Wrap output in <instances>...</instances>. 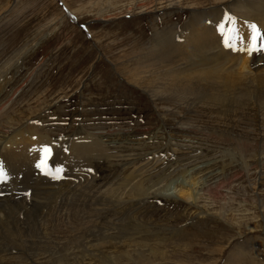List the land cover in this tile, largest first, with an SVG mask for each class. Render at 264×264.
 <instances>
[{
  "label": "rangeland",
  "instance_id": "1",
  "mask_svg": "<svg viewBox=\"0 0 264 264\" xmlns=\"http://www.w3.org/2000/svg\"><path fill=\"white\" fill-rule=\"evenodd\" d=\"M238 1L0 0V119L7 122L0 127V142L30 125L58 142L60 136L98 137L117 157L72 166L73 180L67 164L62 168L67 178L59 182L41 180L37 170L29 186L92 185L86 198L92 202L103 190L125 188V179L139 169L133 184L142 193L124 189L126 203L118 210L106 202V211L86 233L89 252L81 248L68 264H225L233 253L243 255L239 264H264V115L256 103L225 113L194 103L188 116V104L151 98L132 75L157 35L176 27L178 37L194 14L217 26L219 17L210 13L215 9L230 11L226 20L241 19L231 13ZM234 54L230 59L241 55L238 48ZM257 56H246L250 70L259 56L264 60ZM56 147L48 146L53 158ZM59 147L66 152V146ZM195 181L196 206L176 193L182 182L189 189ZM8 182L0 192L14 188ZM17 188L33 202V189ZM131 211L132 238L123 232ZM106 256L115 257L108 263Z\"/></svg>",
  "mask_w": 264,
  "mask_h": 264
},
{
  "label": "bare ground",
  "instance_id": "2",
  "mask_svg": "<svg viewBox=\"0 0 264 264\" xmlns=\"http://www.w3.org/2000/svg\"><path fill=\"white\" fill-rule=\"evenodd\" d=\"M220 11L221 9L210 11L213 16L219 17L218 24L226 21L224 16L226 12H230ZM232 11L231 13L237 14L241 19L250 20L251 24L254 22L257 26L261 25L262 29L258 27L260 31H264V0L238 1ZM178 30L173 27L171 33L155 37L156 41L152 48L147 50L148 54L139 64L137 73L132 74L133 81L138 86L155 100L185 102L189 105L188 116L195 112L191 106L194 103L200 105L204 102L209 103L219 107L225 113L238 105H248L249 101H253L250 104L256 103L258 110L264 115V60L261 61L259 56L260 59L253 62L254 69L250 70L248 66L250 61L246 58L249 54L247 48L251 28L248 33V44H245L241 51L238 48L241 55L238 58H236L237 55L233 56V60L230 59L232 56L230 52H233V49L225 50L224 41L221 46L220 38L214 31V25L206 22L202 14H194L180 32L181 34L175 37ZM234 49L237 50L236 47ZM254 55L257 56V54ZM258 62H262V65L257 66ZM190 96H195L194 102L188 103ZM5 120V118L0 119V127L5 126ZM188 123L186 119L184 124ZM32 125L38 126L36 123ZM9 136L11 138L8 141L0 142V147L3 146L4 149L0 150V154L3 156L1 159L3 166L7 167L8 181L14 188L2 191L8 194L0 198V208L3 209L12 203L15 205L10 207L11 210H0V264H68L70 256L76 255L81 248H87L86 233L98 220L100 212L106 211V202L110 203V207L118 210L126 203L123 200L124 189H130V191L134 189L136 193H142V187L136 186L138 183L133 184V181L138 178L136 173L139 169L125 179V188L103 190V186H99L103 191L96 196H91L92 202L86 200L90 196L92 185L82 188L80 184L73 181L62 182L60 186H53L50 182L32 183L35 186H29L31 183L29 181H32L36 171L39 170L37 155L39 152L42 155L44 145L48 147L51 143L48 142V136L41 134L38 129L30 125L25 126L22 132L15 131ZM61 144L67 147L66 154L57 144L56 155L53 158V150L49 148L51 150L49 166L51 170L59 169V173L62 174L63 165L67 164L66 174L70 180H73L74 174V170L70 173L72 166L80 163L82 165V162L117 158L109 153V149L98 137H77L74 141L66 137ZM242 156H245V151ZM40 178L43 181L47 179L41 174ZM4 185L2 184L1 188ZM187 185L186 182L181 183V189L176 191L178 198L187 199V203L196 206L197 198L194 190L198 183L191 182L189 189ZM18 186L33 189V202H26L22 198L21 191L24 189L20 190ZM162 190L169 189L166 187ZM148 193L137 196L144 198L148 196ZM6 200L9 203L5 205L3 202ZM16 200L18 201L15 202ZM204 213L207 214L206 211L202 214ZM126 220L128 223L123 232L132 238L129 232L135 230L133 211L128 213ZM106 236L107 231L102 239ZM84 252H89V249H85ZM242 256H235L233 253L223 263L239 264ZM114 257L106 256L104 261L109 263Z\"/></svg>",
  "mask_w": 264,
  "mask_h": 264
},
{
  "label": "snow or ice",
  "instance_id": "3",
  "mask_svg": "<svg viewBox=\"0 0 264 264\" xmlns=\"http://www.w3.org/2000/svg\"><path fill=\"white\" fill-rule=\"evenodd\" d=\"M228 19L231 20L232 18L229 17ZM251 28H252V36H251V47L248 49L249 53L258 51L260 49H264V43L260 44V48L259 49L257 48V41L258 40L264 41V36L261 35V32L257 28L256 25H252ZM219 31L221 32V35H227V38L224 41L226 47L233 48V41L237 40V39H240V37L236 33L235 29H229L228 34H226L225 31H224V25L223 24L220 25ZM233 50H235V49L233 48ZM43 154H44L43 155V159L37 165V167L41 168L42 170H45V174H48L47 173V159L51 155V150L48 147H45L43 149ZM57 173H59V169L57 170ZM4 178H5V174H4L3 170L0 169V180H3Z\"/></svg>",
  "mask_w": 264,
  "mask_h": 264
},
{
  "label": "built area",
  "instance_id": "4",
  "mask_svg": "<svg viewBox=\"0 0 264 264\" xmlns=\"http://www.w3.org/2000/svg\"><path fill=\"white\" fill-rule=\"evenodd\" d=\"M255 252L258 253V254H262V251L259 248L256 249Z\"/></svg>",
  "mask_w": 264,
  "mask_h": 264
}]
</instances>
